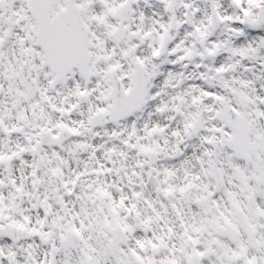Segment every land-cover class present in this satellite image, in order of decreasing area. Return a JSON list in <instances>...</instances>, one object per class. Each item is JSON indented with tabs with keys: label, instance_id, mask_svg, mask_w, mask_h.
Listing matches in <instances>:
<instances>
[{
	"label": "snow or ice",
	"instance_id": "6c2138e0",
	"mask_svg": "<svg viewBox=\"0 0 264 264\" xmlns=\"http://www.w3.org/2000/svg\"><path fill=\"white\" fill-rule=\"evenodd\" d=\"M0 264H264V0H0Z\"/></svg>",
	"mask_w": 264,
	"mask_h": 264
}]
</instances>
